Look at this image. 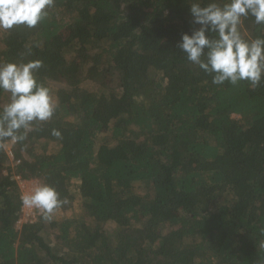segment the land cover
Instances as JSON below:
<instances>
[{
    "label": "trees",
    "instance_id": "obj_1",
    "mask_svg": "<svg viewBox=\"0 0 264 264\" xmlns=\"http://www.w3.org/2000/svg\"><path fill=\"white\" fill-rule=\"evenodd\" d=\"M191 2L54 0L0 30V62L62 84L50 120L0 139V264H264V79L215 85L187 60ZM239 30L264 38L253 17ZM18 177L68 202L19 228Z\"/></svg>",
    "mask_w": 264,
    "mask_h": 264
},
{
    "label": "clouds",
    "instance_id": "obj_2",
    "mask_svg": "<svg viewBox=\"0 0 264 264\" xmlns=\"http://www.w3.org/2000/svg\"><path fill=\"white\" fill-rule=\"evenodd\" d=\"M53 4L54 0H0V30L33 28ZM188 10L191 24L199 27L183 33L177 47L188 61L212 75L213 84L236 85L246 80L258 85L264 79V38L245 39L239 30L248 17L264 24V0H209L204 6L201 0H192ZM41 67L40 60L0 62V90L10 93V102L0 108V139L23 141L33 122L52 118L57 105L51 89L36 79ZM51 134L61 137L57 129ZM21 200L24 206L40 210L44 219L68 202L48 184L37 185Z\"/></svg>",
    "mask_w": 264,
    "mask_h": 264
},
{
    "label": "rangeland",
    "instance_id": "obj_3",
    "mask_svg": "<svg viewBox=\"0 0 264 264\" xmlns=\"http://www.w3.org/2000/svg\"><path fill=\"white\" fill-rule=\"evenodd\" d=\"M57 85H62V84H54L52 86V96H53V99L54 97H56V95L54 94V90L57 89ZM8 102L7 100H4L3 101V105H6ZM235 117H238L237 115H235ZM9 147H11V143L8 142V143H5V148L8 149ZM11 165L13 166L14 165V162L13 160H11ZM6 172V171H5ZM18 179V182L20 184V188L22 190V194L25 195V194H29L32 192V190L37 186V185H40V182L36 179H29V180H26V179H21L20 177L17 178ZM74 190V194H75V210L77 212H80V207H81V197L79 195V192L77 190V188H73ZM23 209H24V212L22 214V217H21V222L18 224V227L20 228L21 224L24 223V222H33L36 220L37 216L41 213L40 210H37L35 208H30V207H26L23 205ZM61 215V214H59Z\"/></svg>",
    "mask_w": 264,
    "mask_h": 264
},
{
    "label": "built area",
    "instance_id": "obj_4",
    "mask_svg": "<svg viewBox=\"0 0 264 264\" xmlns=\"http://www.w3.org/2000/svg\"><path fill=\"white\" fill-rule=\"evenodd\" d=\"M11 143H14V142L11 141ZM7 151H8V153H9L10 157H11L12 160H13V152H12V148L9 147V148L7 149ZM23 212H24V209H23Z\"/></svg>",
    "mask_w": 264,
    "mask_h": 264
}]
</instances>
